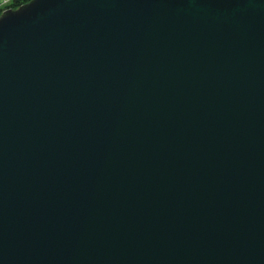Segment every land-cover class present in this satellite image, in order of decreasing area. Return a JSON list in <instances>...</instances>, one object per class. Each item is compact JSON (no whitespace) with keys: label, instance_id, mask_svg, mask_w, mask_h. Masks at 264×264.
I'll use <instances>...</instances> for the list:
<instances>
[{"label":"water","instance_id":"obj_1","mask_svg":"<svg viewBox=\"0 0 264 264\" xmlns=\"http://www.w3.org/2000/svg\"><path fill=\"white\" fill-rule=\"evenodd\" d=\"M0 264H264V0L5 10Z\"/></svg>","mask_w":264,"mask_h":264},{"label":"trees","instance_id":"obj_2","mask_svg":"<svg viewBox=\"0 0 264 264\" xmlns=\"http://www.w3.org/2000/svg\"><path fill=\"white\" fill-rule=\"evenodd\" d=\"M29 1L31 0H13L12 3L7 6L6 8L7 9H17L19 8L20 6L28 3ZM5 11V10H4ZM4 11H0V15L4 12Z\"/></svg>","mask_w":264,"mask_h":264},{"label":"crops","instance_id":"obj_3","mask_svg":"<svg viewBox=\"0 0 264 264\" xmlns=\"http://www.w3.org/2000/svg\"><path fill=\"white\" fill-rule=\"evenodd\" d=\"M13 0H0V11L7 10V6L12 3Z\"/></svg>","mask_w":264,"mask_h":264}]
</instances>
